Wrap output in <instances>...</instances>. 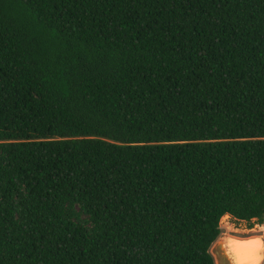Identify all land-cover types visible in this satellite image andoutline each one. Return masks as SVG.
<instances>
[{
    "label": "trees",
    "instance_id": "obj_1",
    "mask_svg": "<svg viewBox=\"0 0 264 264\" xmlns=\"http://www.w3.org/2000/svg\"><path fill=\"white\" fill-rule=\"evenodd\" d=\"M225 214L264 224V0H0V264H215Z\"/></svg>",
    "mask_w": 264,
    "mask_h": 264
},
{
    "label": "rangeland",
    "instance_id": "obj_2",
    "mask_svg": "<svg viewBox=\"0 0 264 264\" xmlns=\"http://www.w3.org/2000/svg\"><path fill=\"white\" fill-rule=\"evenodd\" d=\"M75 211L78 213V216L81 220H84L89 223L88 215L82 211L78 206L74 207ZM221 226V234L217 240H226V238L232 239H254V238H261L264 241V224L254 223L251 224L245 220H236L231 215L225 220L220 223ZM232 261V260H231ZM232 264L233 261H232ZM261 264H264V260Z\"/></svg>",
    "mask_w": 264,
    "mask_h": 264
},
{
    "label": "clouds",
    "instance_id": "obj_3",
    "mask_svg": "<svg viewBox=\"0 0 264 264\" xmlns=\"http://www.w3.org/2000/svg\"><path fill=\"white\" fill-rule=\"evenodd\" d=\"M230 251L235 254V264H261L264 260V255H261L264 241L259 237L246 241H230Z\"/></svg>",
    "mask_w": 264,
    "mask_h": 264
},
{
    "label": "water",
    "instance_id": "obj_4",
    "mask_svg": "<svg viewBox=\"0 0 264 264\" xmlns=\"http://www.w3.org/2000/svg\"><path fill=\"white\" fill-rule=\"evenodd\" d=\"M210 252L214 257L215 264H232L221 240H216L212 244Z\"/></svg>",
    "mask_w": 264,
    "mask_h": 264
},
{
    "label": "bare ground",
    "instance_id": "obj_5",
    "mask_svg": "<svg viewBox=\"0 0 264 264\" xmlns=\"http://www.w3.org/2000/svg\"><path fill=\"white\" fill-rule=\"evenodd\" d=\"M229 217V214H225L223 215V217L221 218L220 223L227 219ZM247 239H232V238H226V240H221L223 243V246L227 252V254L229 255L230 259L233 261V263L235 264V254L233 252L230 251V241H246ZM250 240V239H248ZM261 255H264V251L261 252ZM263 261V260H262ZM261 261V263H262Z\"/></svg>",
    "mask_w": 264,
    "mask_h": 264
}]
</instances>
